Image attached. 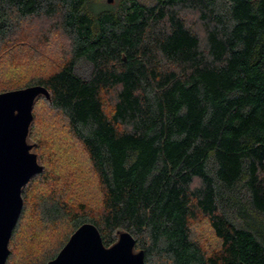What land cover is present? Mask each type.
<instances>
[{
	"label": "trees",
	"instance_id": "trees-1",
	"mask_svg": "<svg viewBox=\"0 0 264 264\" xmlns=\"http://www.w3.org/2000/svg\"><path fill=\"white\" fill-rule=\"evenodd\" d=\"M39 19L66 37V57L0 93L47 90L32 115L42 101L62 117L102 196L92 218L53 188L42 194L40 223L70 231L40 264L84 223L106 248L129 233L145 264H264V0H0V53ZM44 171L21 190L11 239ZM199 217L218 241L211 250L192 232ZM9 252L6 264L38 263Z\"/></svg>",
	"mask_w": 264,
	"mask_h": 264
},
{
	"label": "rangeland",
	"instance_id": "rangeland-1",
	"mask_svg": "<svg viewBox=\"0 0 264 264\" xmlns=\"http://www.w3.org/2000/svg\"><path fill=\"white\" fill-rule=\"evenodd\" d=\"M117 1L112 0L110 4L115 5ZM185 16L188 21L194 18L189 13H185ZM67 53L68 41L54 22L43 19L25 22L0 53V90L21 87L30 79L52 72ZM89 71L86 65L77 69V73L83 76H87ZM11 73L18 74V77L13 80V84L7 85L5 82L10 81ZM108 103L107 111L110 108ZM33 117L26 143L37 144L31 153L37 156L45 171L24 192V213L9 249L13 254L12 262L21 261L29 253L30 260L40 264L42 255L50 253L70 231V224L66 221L57 228L40 223L35 203L42 194H47V189L53 188L57 195H63L70 202L69 205L76 207L83 204L86 214L92 218L99 216L102 196L94 176L87 169L82 148L69 135L62 117L42 101L34 108ZM192 232L205 249L211 250L218 246L204 217L193 222Z\"/></svg>",
	"mask_w": 264,
	"mask_h": 264
},
{
	"label": "water",
	"instance_id": "water-1",
	"mask_svg": "<svg viewBox=\"0 0 264 264\" xmlns=\"http://www.w3.org/2000/svg\"><path fill=\"white\" fill-rule=\"evenodd\" d=\"M40 95L49 98L41 86L0 93V264H6L8 244L22 212L21 190L44 171L26 143L33 105ZM134 247L133 237L123 232L106 248L97 228L84 223L47 264H145L143 251L135 252Z\"/></svg>",
	"mask_w": 264,
	"mask_h": 264
}]
</instances>
